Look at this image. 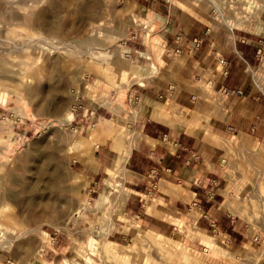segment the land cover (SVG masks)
<instances>
[{
  "label": "rangeland",
  "instance_id": "1",
  "mask_svg": "<svg viewBox=\"0 0 264 264\" xmlns=\"http://www.w3.org/2000/svg\"><path fill=\"white\" fill-rule=\"evenodd\" d=\"M192 24L249 89L182 78ZM157 109L210 140L212 173L133 172ZM0 264H264V0H0Z\"/></svg>",
  "mask_w": 264,
  "mask_h": 264
},
{
  "label": "crops",
  "instance_id": "2",
  "mask_svg": "<svg viewBox=\"0 0 264 264\" xmlns=\"http://www.w3.org/2000/svg\"><path fill=\"white\" fill-rule=\"evenodd\" d=\"M193 25V24H192ZM190 32V40H188V43H186L187 39L186 36H189V30L182 31L178 33V36H175V42L178 43L177 50H180L185 47L186 51L190 54L189 57H187V60L181 65L180 71L186 70L185 77H182L185 80H188L189 78L196 76H212L214 80H212L213 83H216L218 81L221 84V87H227V88H240L241 90H247L249 89V83L247 79L239 74V68L237 67L238 62H234L235 64L232 66L231 62L233 60V55L227 56L228 60L223 59L222 61H226L227 64L223 65L221 67V72H215L216 71V57L213 56L214 52V42H212V36H211V30H207L204 28H198L197 26L193 25ZM202 31L203 36H199L198 33ZM202 39H201V38ZM194 39H200L202 40L201 44L203 43V40L208 41V43L205 42L204 45L201 46L199 44L196 46L194 44ZM181 41V43H179ZM242 41V40H241ZM183 42V43H182ZM243 42V41H242ZM250 50L253 53L254 48H247L241 46L238 50L236 48L235 53L239 54L243 59L244 63L247 64L248 67L255 64V61H247L245 57L250 58ZM232 51V50H231ZM233 52V51H232ZM218 54V52L216 53ZM253 57V56H252ZM257 57V56H256ZM231 68L229 71L228 68ZM237 67V69H236ZM230 73L229 77L227 78H221L217 79L218 77H221L220 75L227 76L226 74ZM194 74V75H193ZM242 76V77H241ZM155 84V85H154ZM146 90L143 92L144 94V100L145 101H154L152 97L157 96H163L165 93L164 89L159 88L158 82L154 83L147 82ZM164 85V84H163ZM191 90L195 91V87L193 85H189L186 94L184 97H186V100H179L182 99V96L180 97L178 94L173 93L172 98L174 100H177L181 105L185 106V102L187 103V98L189 96L194 97L196 100V96L191 93ZM193 92V91H192ZM243 99V97H240L238 100H235L234 103L238 104L240 103V100ZM253 99L255 100L253 102L254 108H258L260 110V114L262 113L263 107L261 104L256 101L258 100L257 96H254ZM193 101V100H192ZM182 102V103H181ZM184 102V103H183ZM152 105V104H151ZM237 106H235V110ZM153 110V109H152ZM158 110V109H157ZM150 117L148 118L144 114L141 115L142 119L138 122H140V125H135L136 130L141 133L144 137V142L142 145L139 146L138 151L142 153L144 157L147 158L146 162L148 164V169L144 173V169L139 166V162L137 158H134V166H133V172L146 175V177L151 178L152 176H155L161 173H172L174 172V175H178L181 178H185L187 175H190L191 169L188 166H191L194 164L195 159L202 158V162L200 165H205L210 167V170L206 171V174L208 172L212 173V167H213V147L214 145L210 143V140H202V135H200L201 131L197 130V128H192L191 132H187L184 128L180 130L177 124H171L170 118H168L165 114H160L159 110L158 112H154L153 114H149ZM155 116V118H154ZM167 117V118H166ZM212 140V138H211ZM216 147V146H215ZM208 149L207 152H203L202 150ZM206 149V150H207ZM138 154H136L137 156ZM200 167V166H199ZM189 172H188V171ZM196 173V172H194ZM196 180V178H195ZM205 180L208 182H213L212 178H208L205 176ZM207 195L205 196V200L203 202L210 203L211 200V194L213 195V192H210L209 189L206 190ZM193 193L197 195V192ZM200 195V194H199ZM141 207H144L142 204ZM209 206V205H207ZM211 206V204H210ZM207 207V211L211 207Z\"/></svg>",
  "mask_w": 264,
  "mask_h": 264
},
{
  "label": "built area",
  "instance_id": "3",
  "mask_svg": "<svg viewBox=\"0 0 264 264\" xmlns=\"http://www.w3.org/2000/svg\"><path fill=\"white\" fill-rule=\"evenodd\" d=\"M193 41H194V44L196 46H198L202 42L200 39H194ZM222 63H223V65H226L227 64L226 61H223ZM222 91L226 95H240L241 94V89L240 88H227V87H222ZM198 206H199V204H198Z\"/></svg>",
  "mask_w": 264,
  "mask_h": 264
},
{
  "label": "bare ground",
  "instance_id": "4",
  "mask_svg": "<svg viewBox=\"0 0 264 264\" xmlns=\"http://www.w3.org/2000/svg\"><path fill=\"white\" fill-rule=\"evenodd\" d=\"M240 23H242V22H240ZM240 23L238 22V23H235L233 25H229V28H232L233 26L238 25ZM131 147L132 146H128V147L125 148L124 153L122 154L123 155V158H124V156L125 157H128L129 156ZM38 252L41 253L42 252V249L40 248Z\"/></svg>",
  "mask_w": 264,
  "mask_h": 264
}]
</instances>
